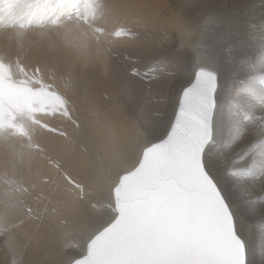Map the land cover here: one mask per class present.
<instances>
[{
	"label": "snow or ice",
	"instance_id": "snow-or-ice-1",
	"mask_svg": "<svg viewBox=\"0 0 264 264\" xmlns=\"http://www.w3.org/2000/svg\"><path fill=\"white\" fill-rule=\"evenodd\" d=\"M128 24L108 0H0V246L26 257L79 206L90 235L65 264H264V208L257 220L236 195L249 180L264 183V22L232 18L186 84L162 60L142 70L121 59L115 41L138 39ZM53 50L103 65L135 119L124 147L112 146L114 132L105 144L85 134L75 87L61 91L56 65L42 66ZM225 60L239 70L226 104ZM173 87L171 114L160 103L145 116L144 93ZM240 158L247 164L235 169Z\"/></svg>",
	"mask_w": 264,
	"mask_h": 264
},
{
	"label": "bare ground",
	"instance_id": "bare-ground-1",
	"mask_svg": "<svg viewBox=\"0 0 264 264\" xmlns=\"http://www.w3.org/2000/svg\"><path fill=\"white\" fill-rule=\"evenodd\" d=\"M203 1L196 0L191 10L184 12L185 9H183L182 13H180L179 4L177 5L175 0H108V3L112 5L115 15L122 22H129L128 26L131 27L138 36V39L135 40L129 38L116 40L114 43L115 50L119 53L124 49L123 56L128 57L130 61H138L140 56H144L145 58H151V61L154 62L153 60L162 58V56L167 54L171 49L177 48L179 54L178 57H176V61L179 65H185L193 61L191 67L192 75L196 63L202 62L204 58H206L213 49L219 47L220 43L225 39L230 30L232 18L241 16L252 21L256 26L264 22V0ZM210 15L217 17V21L214 24L205 26V19ZM106 27L111 31L115 27V24L110 19ZM238 39L246 40L247 37H232V42H238ZM120 54L121 53H119V55ZM41 59L42 66L44 62H47L49 65H56L58 68L56 76L61 91L75 87V92H70L69 94L76 100L77 106L80 109L82 121L90 130L88 131L85 128V134L91 138V141L99 144L109 143V136L114 132L115 143L112 146L117 148L124 147V144L133 135L135 121L131 125L132 129H120L115 126L114 129L108 128L100 135H98L91 126V118L97 119V117L94 112L90 110V106H94L96 112L102 111L99 112L101 114L99 120L102 121L117 122V120H121V117L125 115V110H122L123 107L120 108L119 112L114 111L115 105L122 104L121 100L124 99H121L122 95L120 90L113 87L112 79L105 73L103 65L95 60H90L86 62L87 66H85V63L76 61L73 57L67 56L56 50L51 52L46 51ZM65 61H68L67 66L63 65ZM232 64V62L225 60L220 67L221 88L218 95L220 101L225 104L229 99L228 89L230 87L228 81H226L228 79L226 73L230 66H233ZM174 68H176V66ZM114 69L115 68H113V75H115ZM238 74L239 70L236 65V71L233 75L234 81ZM74 81H78V84H74ZM104 94L111 96V100L114 99L117 100V102L114 101L111 103L106 100L105 97H103ZM113 103L116 104L113 105ZM107 104H110L111 107H107ZM146 107L148 108V106H145V108ZM224 138L227 142V132H225ZM44 142L45 141L41 139V143ZM233 163L235 164V169H241L246 166L247 161L240 158ZM226 181L228 182L227 178ZM253 184L258 192L254 191L259 193L260 196L263 195L262 199L264 201V183L257 179L253 181ZM244 188L245 187L242 186L238 189V191H242L238 200L240 209L243 210L245 207L250 206L255 210V217L258 220L260 219V210H258L260 207L258 206L259 208L257 209L253 203L250 204L248 200L253 193L250 194V190L248 191ZM60 219H67V225L59 224ZM53 226L55 229L54 231H45L43 244L40 247H30L26 257L13 256L7 249L0 246V264H19V261L25 258L32 261V264H47L49 263V261L47 262V258L51 254L49 246H54L59 253H64V251L69 249L74 250L76 246H82L88 235H90V228L80 215L79 206H74L63 211L62 215L53 221ZM65 246H67V248L64 250ZM256 259L259 260L258 255Z\"/></svg>",
	"mask_w": 264,
	"mask_h": 264
},
{
	"label": "rangeland",
	"instance_id": "rangeland-1",
	"mask_svg": "<svg viewBox=\"0 0 264 264\" xmlns=\"http://www.w3.org/2000/svg\"><path fill=\"white\" fill-rule=\"evenodd\" d=\"M175 1L177 2V5L179 4L180 13H182L183 9H185L184 12L185 11H188V10H191L192 9V6H193V3L196 2V0H175ZM203 2H205V1H203ZM181 5H183L184 7L181 6ZM178 14H179V12H178ZM177 50H178L177 48H175L173 50L171 49L167 54H165L164 56H162V58H158V59L153 60L154 62L151 61V58L149 59L148 57L145 58L144 56H140V58L138 59V67H140L142 70H144V69L147 68L148 65H150L152 63L154 64V63L162 60V61L165 62V64H167V67L164 68L165 75L169 74V72H175L176 75H177L176 83L177 84H186L188 82V80L190 79V77H191V67H192V62L193 61H191L190 63H187L185 65H179L177 63V61H176V57H178V54H179ZM123 51H124V49H123ZM123 51L119 52V53H121L120 54L121 59H123V57H125V56H123L124 55ZM143 57H144V59H143ZM172 61H174V62H172ZM189 64H190V66H189ZM63 65L64 66H67L68 65V61L63 62ZM111 65L113 66V68H115V65H116V60L115 59L112 60ZM174 65L176 66V68H174L175 67ZM232 65L233 66H230L229 70L226 73L227 76H228V79L226 81H228V84L230 86L229 89H228L229 96H230V92L232 91V89L234 87L233 75H234V73L236 71V64L233 63ZM178 66H180V67H178ZM153 75H155V74L154 73H151V72L148 73V76L149 77H151ZM50 78H51V69L48 71V73L45 76V79H50ZM175 93H176L175 87L165 90L164 95L162 97H157V96H151V97H149L147 95V93H144V95L142 97V102H143L144 108H145V106H148V108L147 107L145 108V113H144L145 116H152V114H153L152 113V109L155 106H157L158 104H160V103H163V104L167 105V109L166 110H167V113L170 115L171 114V111H172V106L176 102V94ZM103 97H105V99L108 100V101H110L111 103L114 102V101L117 102V100H114V99L113 100L107 99L106 97H108V96L106 94H104ZM121 99H123V96H122ZM121 102H122V104H116L115 103L116 105L113 103V105H115V110L114 111L119 112L120 108H122V107H123L122 110L123 111L125 110V112H124L125 115L121 117V120H117V122H113V121H102V120H99V119L91 118V126H92V129L96 133H98V135H100L102 132H104L108 128L114 129L115 126L118 127V128H120V129H124V128L132 129L131 125L134 123L135 119L130 114L127 103L124 100H121ZM138 103H139V101H138ZM146 103H147V105H146ZM120 105H121V107H120ZM109 106H110V104H107V107H109ZM97 112H102V111L100 110V111H97ZM86 129L88 131H90L88 129V126L86 127ZM243 187H245L244 188L245 190H248V191L250 190L249 191V192H251L250 194L253 193L252 196H251V198L248 200L250 202V204L253 203L256 206L257 209L260 207L258 210H260L261 208H263L264 207V201L262 199L263 195L260 196V194L257 193L258 191L254 187L253 181L250 180V181L244 183L243 184ZM254 190L257 191V192H255ZM241 192L242 191H237V193H236V195H237V201L240 198ZM255 193H257V194H255ZM257 198H261V199H257ZM254 200H256V201H254ZM98 203H101L102 204V201H99L98 200ZM49 251H50L51 254L48 257L50 260L47 258V262L49 261V263H47V264H50V263L51 264H65V262L67 261L69 252L64 251V253L63 252L62 253H59V251L54 246H49ZM52 252H53V254H52ZM62 256H64V257H62ZM58 260H59V262H58ZM50 261H52V262H50Z\"/></svg>",
	"mask_w": 264,
	"mask_h": 264
}]
</instances>
